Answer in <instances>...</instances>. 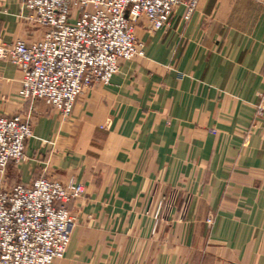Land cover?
<instances>
[{"label": "crops", "instance_id": "0c3cea01", "mask_svg": "<svg viewBox=\"0 0 264 264\" xmlns=\"http://www.w3.org/2000/svg\"><path fill=\"white\" fill-rule=\"evenodd\" d=\"M185 12L158 31L141 17L146 55L86 89L65 119L22 97V72L0 59V115L21 113L34 129L10 182L85 187L52 264H264V0H200L189 21ZM27 14L21 0H0V40L41 39Z\"/></svg>", "mask_w": 264, "mask_h": 264}, {"label": "built area", "instance_id": "2783aa9c", "mask_svg": "<svg viewBox=\"0 0 264 264\" xmlns=\"http://www.w3.org/2000/svg\"><path fill=\"white\" fill-rule=\"evenodd\" d=\"M26 19L43 30L41 39L0 40V59L22 72L20 95L45 101L65 119L79 97L109 85L122 61L146 55L136 29L141 17L152 31L171 25L185 4L189 21L200 0H21ZM264 118V92L255 104ZM34 129L21 113L0 115V264H52L65 256L75 216L68 205L84 193L71 178L42 175L9 184L8 168L26 160ZM172 198L168 200L170 203ZM208 222H212L209 219Z\"/></svg>", "mask_w": 264, "mask_h": 264}, {"label": "rangeland", "instance_id": "374dc122", "mask_svg": "<svg viewBox=\"0 0 264 264\" xmlns=\"http://www.w3.org/2000/svg\"><path fill=\"white\" fill-rule=\"evenodd\" d=\"M7 173H8V171H7ZM8 182H9L10 185L12 184V183L10 182L9 178H8Z\"/></svg>", "mask_w": 264, "mask_h": 264}]
</instances>
